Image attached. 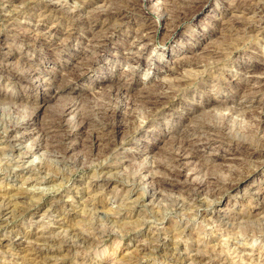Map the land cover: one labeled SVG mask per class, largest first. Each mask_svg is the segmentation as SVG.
Instances as JSON below:
<instances>
[{
  "label": "rangeland",
  "instance_id": "rangeland-1",
  "mask_svg": "<svg viewBox=\"0 0 264 264\" xmlns=\"http://www.w3.org/2000/svg\"><path fill=\"white\" fill-rule=\"evenodd\" d=\"M163 1L0 0V57L7 66L0 67V264H264V191L258 190H264V169L240 187L212 190L230 168L244 170L246 154L264 137V122L255 123L264 117V92L253 98L244 88L247 72L264 77V24L258 21L264 1L207 0L181 23L154 18L141 30L149 20L145 8ZM258 2L261 10L253 14L248 9ZM251 21L248 34L229 25ZM150 93L170 97L157 114L142 103ZM76 103L85 112L74 122L81 130L70 133L71 151L55 153L35 138L40 122ZM114 106L125 108L122 117L134 111L126 124L99 112ZM27 118L34 132L26 130L21 142L5 137ZM201 122L214 124L216 135L174 163L194 169L192 192L169 177L168 157L179 149L184 154L181 133H201ZM119 127L122 145L100 153L104 142L97 146L95 137L107 140L101 132L115 135ZM232 152L242 161H231ZM148 178L165 181L152 186ZM41 234L48 243L37 239ZM52 237L59 238L53 243Z\"/></svg>",
  "mask_w": 264,
  "mask_h": 264
},
{
  "label": "bare ground",
  "instance_id": "bare-ground-1",
  "mask_svg": "<svg viewBox=\"0 0 264 264\" xmlns=\"http://www.w3.org/2000/svg\"><path fill=\"white\" fill-rule=\"evenodd\" d=\"M78 1V0H77ZM110 1V0H109ZM123 1V0H122ZM246 1V0H245ZM264 1V0H263ZM59 2V1H58ZM108 2V1H107ZM135 2V1H134ZM205 2H207V0H164L163 1V5L161 6V7H158V8H156L155 10H149V8H145L146 10H147V17H149V20H147L145 23L146 24H143L142 25V27L140 28L141 30L142 29H149L150 28V19L152 20V19H154V18H156V19H158L159 20V22H161L162 23V25L164 24H166V23H170V22H178V23H181L182 21H184V20H186L188 17H191V16H189V13H190V9L191 8H193V7H195L196 5H203ZM257 2V1H256ZM55 3V2H54ZM56 4V3H55ZM80 4V3H79ZM105 4V3H104ZM254 4V6H251V8H249L248 10L249 11H251V12H253V14H255L254 12H258L259 10H261V4H260V2H258V3H253ZM263 4V3H262ZM121 5V4H120ZM66 6V5H65ZM52 7H54V6H52ZM57 7V6H56ZM59 7H61V6H59ZM197 7V6H196ZM14 8V7H13ZM16 8V7H15ZM74 8V7H73ZM111 8V7H110ZM179 8V9H178ZM237 8V7H236ZM264 8V7H263ZM57 9V8H56ZM63 9V8H62ZM103 9V8H102ZM108 9V8H107ZM139 9V8H138ZM196 9V8H195ZM198 9V8H197ZM3 10V9H2ZM63 11V10H62ZM88 11V10H87ZM154 11H155V13L157 14V16L156 15H154V16H156V17H154L153 16V14H154ZM263 11V10H262ZM67 12V11H66ZM70 12V11H69ZM11 13V12H10ZM70 14V13H69ZM260 14V13H259ZM118 15V14H117ZM190 15H192V14H190ZM258 15V14H257ZM44 16H46V14L44 15ZM61 16V15H60ZM72 16V15H71ZM74 16V15H73ZM139 16V15H138ZM236 16V15H235ZM240 16V15H239ZM238 16V17H239ZM245 16V15H244ZM237 17V16H236ZM242 17V16H241ZM228 18V17H227ZM259 18V17H258ZM63 19V18H62ZM116 19V18H115ZM239 19V18H238ZM246 19V18H245ZM248 19V18H247ZM240 20V19H239ZM239 20L237 21V22H239ZM244 20V19H243ZM231 21V20H230ZM245 21V20H244ZM246 21H248V20H246ZM255 21V20H254ZM259 23L260 24H264V20H263V18H260L259 20ZM158 22V23H159ZM241 22V21H240ZM257 22V21H256ZM106 23V22H105ZM252 23H254V22H248V23H245L244 22V24L242 23L241 25H239L238 23L237 24H229L230 25V28L231 27H233L234 29H238V27H239V29H240V27L241 28H244V34H246L247 32L249 33L250 31H252L253 30V27H254V25L252 24ZM176 24V23H175ZM37 25V24H36ZM178 25V24H177ZM176 25V26H177ZM256 25H258L259 26V24L258 23H256ZM82 26V25H81ZM175 27V26H174ZM260 27V26H259ZM70 28V27H69ZM229 28V27H228ZM21 29V28H20ZM106 29V28H105ZM256 29V28H255ZM104 30V29H103ZM107 30V29H106ZM151 30H153V29H151ZM229 30V29H228ZM100 31V30H99ZM155 31V30H154ZM21 32V31H20ZM142 32V31H141ZM148 32V31H147ZM146 31H145V33H147ZM152 32V31H151ZM232 32V31H231ZM239 32V31H238ZM257 32V31H256ZM17 33H19V31L17 32ZM247 33V34H248ZM36 34V33H35ZM94 34V33H93ZM148 34V33H147ZM232 34V33H231ZM134 35V34H133ZM144 35H146V34H144L143 33V36ZM149 35V34H148ZM148 35H147V37H148ZM239 35V34H238ZM140 36V35H139ZM143 36L142 37H138L137 36V38H138V40L139 39H141V38H143ZM90 37H92L93 38V36H90ZM95 37V36H94ZM146 37V36H145ZM144 37V38H145ZM230 37H231V35H230ZM237 37V36H236ZM88 38V37H87ZM91 38V39H92ZM95 38H97V37H95ZM232 38H234V37H232ZM94 39V38H93ZM239 39V38H238ZM95 40V39H94ZM93 41V40H92ZM132 41V40H131ZM135 41H137V40H135ZM230 41V40H229ZM88 42H91V40L89 39V41H87V43ZM94 42V41H93ZM237 42H238V40H237ZM92 43V42H91ZM147 43V42H146ZM230 43H232V42H230ZM93 44V43H92ZM99 44V43H98ZM97 44V45H98ZM127 45V44H126ZM224 45V44H223ZM33 47V46H32ZM94 47H95V44H94ZM232 47H234V45H232ZM91 48H93V47H91ZM225 48V47H224ZM226 51H230L231 50V47L229 46V44L227 43V46H226ZM222 51V50H221ZM48 52V51H47ZM215 53H217L218 55H220V52L219 51H216ZM223 52H221V54H222ZM5 54V53H4ZM221 56V55H220ZM224 56V55H223ZM211 59V58H210ZM209 59V60H210ZM213 59V58H212ZM5 63V59L4 58H2V57H0V67L4 70V68L5 67H7L6 66V63ZM202 63V62H201ZM202 65V64H201ZM14 67V66H13ZM81 67V66H80ZM30 69V68H29ZM6 70H8V69H6ZM21 71V70H20ZM71 71V70H70ZM33 72V71H32ZM24 73V72H23ZM65 73V72H64ZM255 73V72H254ZM254 73H251V72H247L246 74V76H247V82H248V85H247V87H244V88H246V90L248 91V92H245V93H247V95L248 94H251V95H253L252 97L253 98H255L256 96H258L259 94H261V93H263L264 92V77H261V75L260 76H258L257 74H254ZM259 73V72H258ZM22 74V73H21ZM254 74V75H253ZM244 75V74H243ZM255 75H257V76H255ZM26 77H28L30 80H36L37 82H39V79L38 78H40L39 76H36L35 74H30V73H27L26 72ZM61 77V76H60ZM70 77V76H69ZM242 77V76H241ZM43 78V77H42ZM40 79V81L41 82H43L42 80H44V79ZM64 79V78H63ZM68 79V78H67ZM239 79V78H238ZM120 80V79H119ZM64 81H66V80H64ZM188 81V80H187ZM41 82H40V84H41ZM238 82V81H237ZM44 84H41L42 86H44V87H46V86H50L49 84H48V82H43ZM187 83V82H186ZM39 84V83H38ZM7 86V85H6ZM40 86V85H39ZM107 86V85H106ZM112 86V85H111ZM244 86V85H243ZM103 87V86H102ZM243 88V89H244ZM156 90V89H155ZM164 90V89H163ZM117 91V90H116ZM150 91V90H149ZM151 91H152V89H151ZM240 91V90H239ZM148 92V91H147ZM155 91H153V93H154ZM158 92V91H157ZM157 92L155 93V94H157ZM174 92V91H173ZM123 93V92H122ZM126 93V92H125ZM152 93V92H151ZM151 93H150V95H148V96H146V100L147 101H145V102H142L143 104H145L153 113H155V114H157V113H159V111H160V106L161 105H163L164 103L165 104H167L166 102H168L169 101V99H170V97L167 95V96H165V94L163 95H161V96H153V95H151ZM143 94V93H142ZM242 94L244 95V93L242 92ZM241 94V95H242ZM107 95V94H106ZM144 96H145V94H143ZM250 95V96H251ZM139 96V95H138ZM135 97V96H134ZM244 97V96H243ZM243 97H242V101H243ZM88 98V97H87ZM130 98V97H129ZM245 98H246V96H245ZM120 99V98H119ZM134 99V98H133ZM241 99V98H240ZM247 99V98H246ZM4 100H6V99H4ZM127 100V99H126ZM139 100V99H138ZM141 100V99H140ZM249 100V99H248ZM107 101V100H106ZM142 101V100H141ZM241 101V100H240ZM239 101V102H240ZM134 102V101H133ZM170 102V101H169ZM120 103H121V101H120ZM120 103H118V104H120ZM140 103V102H139ZM141 103V104H142ZM225 103V102H224ZM260 103V102H259ZM2 104V103H1ZM240 104H242L241 102H240ZM257 104V103H256ZM81 105V104H80ZM247 105V104H246ZM38 106V105H37ZM125 106H126V104H125ZM135 106H137V105H135ZM145 106V107H146ZM243 106V105H242ZM256 106V105H255ZM258 106V105H257ZM263 105L261 104V107H262ZM79 104H73V105H71V106H69V105H67V106H65V107H63L58 113H55V114H53V117H54V115L56 116V117H54V118H50V119H47L46 121L45 120H42L41 122H40V125H39V130L37 131V136L35 137V138H37L38 140H39V142H43V141H45L46 143H44V144H46L47 146H49L52 150L51 151H54L55 153L58 151V152H62L64 155L65 154H67L69 151H71V149H72V147H73V142L71 141V139H70V133H73V132H75L76 130H77V132L79 131V129H80V127L81 126H79L80 124H79V122L77 123V125L74 123L75 122V120H76V118H78V117H80V116H83L84 114H85V112L84 113H82L81 111H80V109H79ZM106 107H107V105H106ZM127 107V106H126ZM133 107V106H132ZM241 107V106H240ZM247 107V106H246ZM259 107V106H258ZM260 107V108H261ZM39 108H40V106H39ZM128 108V107H127ZM85 109H86V107H85ZM129 109V108H128ZM242 109V108H241ZM259 109V108H258ZM120 110H125V108L124 109H122V107H116V106H114L113 108H107V109H104V111L103 112H101V111H99L100 112V114H103L106 118H108V117H112V118H114V117H120V118H122V120L120 119V120H118V124H120V123H122V125H123V121L126 119V117L128 116V118H130V115H131V113H133L131 110H129V112L128 113H126L125 115V117H122V116H120L119 115V112H120ZM145 110V109H144ZM251 110V109H250ZM19 111V110H18ZM245 111H246V109H245ZM95 112V111H94ZM99 112L97 111V112H95V114L97 113L98 115H99ZM127 112V111H126ZM149 112V111H148ZM248 112V111H247ZM250 112V111H249ZM251 112H252V110H251ZM251 112H250V114H251ZM257 112V111H256ZM225 113V112H224ZM57 114V115H56ZM228 114V113H227ZM31 116V115H30ZM85 116H88L87 114L85 115ZM90 116V115H89ZM88 116V117H89ZM134 116H135V114H134ZM253 117H254V114L252 115ZM259 116H261V115H259ZM258 116V117H259ZM29 117V116H28ZM32 117V116H31ZM105 117H103V118H105ZM44 118V117H43ZM82 118V117H81ZM85 118V117H84ZM204 118V117H203ZM24 119V118H23ZM28 119V118H27ZM88 119V118H87ZM254 119V118H253ZM257 119V118H256ZM7 120V119H6ZM21 120V119H20ZM57 120H59L60 122H57ZM78 120V119H77ZM93 120V119H92ZM101 120V119H100ZM259 120V119H258ZM79 121H81L80 119H79ZM84 121V120H83ZM102 121H104V120H102ZM85 122V121H84ZM89 122V121H88ZM105 122H107V121H105ZM254 122V121H253ZM261 122H264V117H260V120L259 121H256L255 123H257V124H261ZM73 123H74V125H73ZM110 123V122H109ZM124 123H125V121H124ZM142 123V122H141ZM248 123V122H247ZM79 124V125H78ZM105 124V126H107L108 124L107 123H104ZM126 124V123H125ZM197 124V123H196ZM202 126L200 127L201 128V130L203 129L204 130V132H203V130H202V132L201 133H198V132H195L193 135H190V136H186V134L184 133V132H182L181 134H182V139L181 140H183L181 143V145L183 146V149L184 150H186L185 152H184V154H182V150L180 151V149L179 150H177V153H174V154H171V157L169 158L168 157V159H170V161H169V163H173V165L172 166H169L168 167V172H169V177H173V182H181V181H183L184 183H182V184H185V189L187 190V191H191L192 190V192H193V189H191V187L189 188V184H191V182H193L194 181V177H196V176H194L193 174L194 173H192L193 172V170L192 171H190V170H188V171H190V172H188L186 169L187 168H185V166L186 165H184L182 168H178L177 166L179 165L178 163H179V161H181V160H183V156L185 155V154H187V151L188 150H190V152H192V154L193 153H196V150H197V147H196V142L198 143V142H210L212 139L211 138H213V136H215L216 134L215 133H213L214 131H216V129L215 128H213L212 126L214 125V124H212V126L210 125V124H208V123H200ZM199 124V125H200ZM251 124V123H250ZM82 125V124H81ZM103 125V124H102ZM140 125V124H139ZM215 125H217V124H215ZM32 126V124L30 123V120L28 119V120H26L25 122H22V123H15V124H13L12 126H10V128H8L7 129V131H6V136H5V134H4V136L5 137H7V138H9V139H16L17 141H20L21 142V140L23 139L22 137H24V135L26 134V130H28L27 132H29V131H32V130H34V128H30ZM110 126V125H109ZM116 125L114 124V126H112V128L111 129H113L114 127H115ZM119 126V125H118ZM141 126V125H140ZM223 126V125H222ZM251 126V125H250ZM260 126V125H259ZM123 127V126H122ZM126 127V126H125ZM124 127V128H125ZM100 128V127H99ZM108 128V127H107ZM138 128V127H137ZM191 128V127H190ZM198 128V127H197ZM219 128V127H218ZM221 128V127H220ZM87 129V128H86ZM95 129V128H94ZM102 129V128H101ZM121 129L122 128H118L117 129V131L115 132V135H108L109 133H108V131L106 132V129H104L102 132H101V134L102 135H107L108 136V138H107V140H105V139H102V137H100L99 135H97L96 137H95V143L97 144V146L98 145H100L101 144V142H104V147H103V149H101V151H100V153L102 152V154L104 153V152H106V153H111V151H113V150H115L118 146H120V145H122V141H121ZM195 129V128H194ZM81 130V129H80ZM125 130V129H124ZM198 130V129H197ZM112 131V130H111ZM110 131V132H111ZM126 131V130H125ZM124 131V132H125ZM191 131V130H190ZM32 132H34V131H32ZM62 132V133H61ZM98 132V131H97ZM100 132V131H99ZM181 132V131H180ZM192 132V131H191ZM90 133V132H89ZM108 133V134H107ZM111 133H113V132H111ZM127 133V132H126ZM213 133V134H212ZM216 133H218V132H216ZM221 133V132H220ZM240 133V132H239ZM29 134V133H28ZM76 134V133H75ZM100 134V133H99ZM124 134V133H123ZM180 134V133H179ZM89 135V134H88ZM93 135V134H92ZM2 136V135H1ZM123 136H125V135H123ZM26 137V136H25ZM28 137V136H27ZM180 137V136H179ZM192 137H194V138H192ZM218 137V136H217ZM174 138V137H173ZM181 138V137H180ZM70 139V142L68 141L67 142V144H65V142H64V140H69ZM36 140V139H35ZM180 140V139H179ZM178 140V141H179ZM258 140H259V142L258 143H254V144H257L256 146H253V148H252V151H250L251 153H247L246 154V160L247 159H249L248 161H246V160H243V162H242V166H243V169L244 170H242V168L240 169V170H242V171H239V172H233L232 170H230V169H234L235 170V168H230V166H234V165H228L229 166V168H224L223 169V167H222V169H223V172H224V170H227L228 171V169H229V172L227 173L228 175V178L226 177V180H224V182H221V181H219V180H217L216 181V179H215V181L216 182H212L213 183V185H214V188L215 189H212V190H215V191H218L219 193L222 191V190H228V189H231V188H233V187H240L241 186V184L243 183V181L244 180H246V178L248 177V176H250V175H252L253 173H255L256 171H258V170H261V169H264V137H261V138H258ZM34 141V140H33ZM101 141V142H100ZM214 141V140H213ZM216 141V140H215ZM10 142V141H9ZM176 143V142H175ZM9 144V143H8ZM96 144H94V145H96ZM179 144H180V141H179ZM199 144V143H198ZM7 145V144H6ZM46 145H45V148H46ZM180 145V146H181ZM204 145V144H203ZM208 145V144H207ZM33 146V145H32ZM34 146H36V144L34 145ZM44 146V145H43ZM177 146V149L180 147V146H178V145H176ZM202 146V145H201ZM252 146V145H251ZM39 147V146H38ZM48 147V148H49ZM91 147V146H90ZM37 148V147H36ZM11 149V148H10ZM47 149V148H46ZM49 150V149H48ZM90 150V149H89ZM183 150V151H184ZM47 151V150H46ZM45 151V152H46ZM50 151V150H49ZM48 151V152H49ZM87 151V150H86ZM99 151V150H98ZM97 151V152H98ZM170 151H173V149H171ZM176 151V150H175ZM201 151V150H200ZM28 152V151H27ZM27 152L25 153V154H27ZM91 152V151H90ZM179 152H181V154L179 153ZM190 152H188V153H190ZM241 152H242V150H241ZM47 153V152H46ZM92 153V152H91ZM95 153V152H94ZM94 153H92L93 154V156H94ZM99 153V152H98ZM98 153H97V155H98ZM166 153V152H165ZM198 153H199V151H198ZM244 153V152H243ZM49 154V153H48ZM87 154H88V152H87ZM102 154H100V155H102ZM46 155V154H45ZM69 155V154H68ZM84 155V154H83ZM89 155H90V153H89ZM99 155V156H100ZM148 155V154H147ZM199 155V154H198ZM232 155L234 156V157H232ZM232 155L230 156V157H232L231 158V161H236V160H240V162L242 161L240 158H238V156L237 157H235L236 156V153L235 152H232ZM93 156H92V158H93ZM95 156H96V154H95ZM245 156V155H244ZM68 157V156H67ZM82 158H83V156H81ZM86 157V156H85ZM239 157H242V159L244 158L243 157V155L242 156H239ZM82 158H80V159H82ZM88 158H89V156H88ZM87 158V159H88ZM225 158V157H224ZM84 159V158H83ZM86 159V160H87ZM89 159H91V157L89 158ZM153 159V158H152ZM230 159V158H229ZM233 159V160H232ZM61 160V159H60ZM77 160V159H76ZM50 161V160H49ZM81 161V160H80ZM84 161V160H83ZM93 161V160H92ZM134 161V160H133ZM188 161V160H187ZM79 162V161H78ZM88 162V161H87ZM149 163V161H146V163ZM182 162H184V161H182ZM213 162V161H212ZM216 162V161H215ZM249 162L252 164V166L253 167H249V165H251V164H249ZM2 163V162H1ZM51 163V162H50ZM148 163H147V165H148ZM174 163H177V164H174ZM185 163V162H184ZM183 163V164H184ZM187 163V162H186ZM235 163V162H234ZM234 163H232V164H234ZM46 164V163H45ZM156 164H157V162H156ZM159 164V163H158ZM158 164L157 165H155L154 164V162H153V165H155L156 166V168H157V166H158ZM166 164V163H165ZM188 164V163H187ZM200 164V163H199ZM207 163H205V165H206ZM209 164V163H208ZM212 164V163H211ZM216 164V163H215ZM218 164V163H217ZM8 165V164H7ZM131 165V164H130ZM134 165V164H133ZM146 165V164H145ZM150 165V164H149ZM163 165V164H162ZM161 165V166H162ZM174 165H177V166H174ZM203 166H204V163L202 164ZM219 165H221V164H219ZM137 166H138V164H137ZM151 166V165H150ZM160 166V167H161ZM182 166V165H181ZM207 166V165H206ZM213 166H214V163H213ZM217 166V165H216ZM222 166V165H221ZM227 166V167H228ZM239 166H241V164L239 165ZM141 167V166H140ZM147 167H149V166H147ZM159 167V166H158ZM187 167V166H186ZM205 167V166H204ZM234 167H236V168H238L237 167V165H235ZM144 168V167H143ZM164 168V167H163ZM201 168H202V166H201ZM207 168V167H206ZM209 168V167H208ZM207 168V169H208ZM150 169H152V168H150ZM158 169V168H157ZM165 169V168H164ZM212 169V168H211ZM211 169H209V170H211ZM38 170H40V169H38ZM166 170V169H165ZM202 170V169H201ZM221 170V169H220ZM220 170H218L219 172H220ZM48 171V170H47ZM148 171H149V169H148ZM196 171H197V169H196ZM207 171V170H206ZM141 172V171H140ZM149 172H151V170L149 171ZM167 172V173H168ZM198 172V171H197ZM203 172H204V170H203ZM100 173V172H99ZM148 173V172H147ZM166 173V172H165ZM207 173V172H206ZM225 173V172H224ZM224 173H222V174H224ZM132 174V173H131ZM152 174V173H151ZM154 174V173H153ZM157 174V173H156ZM198 174V173H197ZM201 174V173H200ZM203 175L205 174V172L204 173H202ZM209 174V173H208ZM37 175V174H36ZM44 175V174H43ZM148 175V174H147ZM168 174H166L165 175V177L167 176ZM217 175V174H216ZM219 175H221V174H219ZM153 176V175H152ZM200 176V175H199ZM198 176V177H199ZM202 176V175H201ZM214 176V175H213ZM37 177V176H36ZM164 177V178H165ZM209 177V176H208ZM219 177V176H218ZM38 178V177H37ZM203 178L204 177H202V180H203ZM207 178V177H206ZM213 178V177H212ZM214 178H215V176H214ZM224 178H225V176H224ZM48 179V178H47ZM156 179V178H155ZM197 179V178H196ZM220 179H221V176H220ZM163 180V179H162ZM168 180V179H167ZM170 180H171V178H170ZM209 180H211V179H209ZM213 180V179H212ZM222 180V179H221ZM165 181V180H164ZM164 181L162 182V181H159L158 179H156V180H153V179H151V178H148L147 180H146V183H148V184H152V186L153 185H161V184H164ZM207 181V180H206ZM223 181V180H222ZM196 182H197V180H196ZM199 182V181H198ZM197 182V183H198ZM203 182V181H202ZM196 183V184H197ZM204 183V182H203ZM207 183V182H206ZM166 184V183H165ZM199 184V183H198ZM201 184V183H200ZM199 184V185H200ZM211 184V183H210ZM169 185V184H168ZM166 186V185H165ZM201 186H203V185H201ZM204 186H206V185H204ZM204 186H203V188H204ZM210 186V185H209ZM208 186V188L210 189L211 187H209ZM176 187H177V185L175 184V183H172V184H170V188L171 189H176ZM162 188V187H161ZM166 188V187H165ZM167 188H169V187H167ZM194 188V187H193ZM259 188L260 189H258V190H260V191H264V190H262V186L260 185L259 186ZM177 189H179V188H177ZM181 189V188H180ZM184 189V188H183ZM196 189V188H195ZM199 189V188H198ZM197 189V190H198ZM205 189H207V188H205ZM248 189V188H247ZM264 189V188H263ZM154 190H156V188L154 189ZM160 190V189H159ZM163 190V189H162ZM162 190H161V192H162ZM209 191V192H215V191ZM257 190V191H258ZM170 191V190H169ZM173 191V190H172ZM172 191H170V192H172ZM174 191H176V190H174ZM173 191V192H174ZM178 191V190H177ZM194 191H196V190H194ZM198 191H200V190H198ZM197 191V192H198ZM206 191V190H205ZM256 191V192H257ZM166 192V191H165ZM169 192V193H170ZM181 192V191H180ZM183 192V191H182ZM188 193H191V192H188ZM218 193V194H219ZM260 193V192H259ZM166 194V193H165ZM264 194V193H263ZM5 195V194H4ZM166 195H168V193L166 194ZM171 195V194H170ZM183 196L184 195H186V194H182ZM154 196V195H153ZM156 196V195H155ZM165 196V195H164ZM188 196V195H187ZM191 196H192V194H191ZM190 196V197H191ZM206 196H208V195H206ZM169 197V196H168ZM167 198V197H166ZM10 199V198H9ZM178 199V198H177ZM0 200H1V198H0ZM179 200V199H178ZM2 201H3V196H2ZM8 201V200H7ZM1 203V202H0ZM2 205V204H1ZM6 205V204H5ZM8 205V204H7ZM182 205V204H181ZM52 206V205H51ZM1 209V208H0ZM4 209V208H3ZM23 209V208H22ZM180 210V209H179ZM2 212V211H1ZM3 213V212H2ZM6 213H7V211H6ZM1 214V213H0ZM95 214V213H94ZM3 215H4V213H3ZM106 217V216H105ZM92 218V217H91ZM104 221V220H103ZM99 223V222H98ZM93 226V225H92ZM264 227V226H263ZM98 230V229H97ZM50 232V231H49ZM76 232V231H75ZM102 232V231H101ZM42 233V232H41ZM69 233V232H68ZM67 234V233H66ZM74 234V233H73ZM42 235V236H41ZM41 235H39L38 236V238L37 239H39V240H41V241H44V243H48L49 242V238H48V236L47 237H45L44 236V234H41ZM60 236V235H59ZM65 236V235H64ZM79 236V235H78ZM63 237V236H62ZM75 237V236H74ZM57 237H55V239L53 240V237H52V240H53V243H55V242H57V239L59 238H57ZM63 239H65V238H63ZM84 240H86V237H84L83 238ZM51 241V240H50ZM64 242V241H63ZM85 242V241H84ZM37 243V242H36ZM62 243V242H61ZM90 243V242H89ZM156 243V242H155ZM33 244V243H32ZM89 245V244H88ZM93 245V244H92ZM34 246V245H33ZM32 246V247H33ZM87 246V245H86ZM85 246V247H86ZM50 247V246H49ZM52 247V246H51ZM39 248H41V247H39ZM51 249V248H50ZM34 250H37V249H34ZM47 250V249H46ZM45 250V251H46ZM44 251V252H45ZM39 252V251H38ZM37 252V253H38ZM37 253H36V255H37ZM84 253V252H83ZM86 253V252H85ZM39 254V253H38ZM47 254V253H46ZM35 255V256H36ZM38 257V256H37ZM39 257H41V256H39ZM42 257H44V256H42ZM41 257V258H42ZM46 257V256H45ZM201 257V256H200ZM50 258V257H49ZM203 258V257H202ZM36 259V258H35ZM43 259V258H42ZM45 259V258H44ZM176 259V258H175ZM210 259V258H209ZM183 260V259H182ZM196 260H198V259H196ZM206 260V259H205ZM214 260V259H213ZM45 261V260H44ZM202 261V260H201ZM200 261V262H201ZM136 262V261H135ZM197 262V261H196ZM34 263V262H33ZM188 263V262H187ZM203 263V262H202ZM36 264V263H35Z\"/></svg>",
  "mask_w": 264,
  "mask_h": 264
}]
</instances>
